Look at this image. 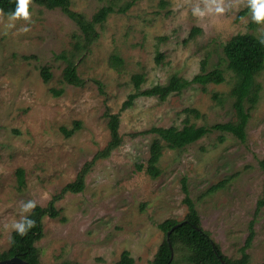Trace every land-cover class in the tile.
<instances>
[{
    "label": "rangeland",
    "instance_id": "374dc122",
    "mask_svg": "<svg viewBox=\"0 0 264 264\" xmlns=\"http://www.w3.org/2000/svg\"><path fill=\"white\" fill-rule=\"evenodd\" d=\"M110 1L71 0V8L90 17ZM191 3L135 0L126 12L111 13L97 24L98 38L81 53L73 48L78 26L60 8L31 4L32 22L19 19L13 28L5 27V14L0 22V251L9 247L13 231L4 225L20 219L22 203L45 205L107 144L106 112H118L130 92L165 84L173 75L191 79L218 68L222 82L192 83L164 99L138 95L120 111V144L91 165L82 190L57 202L58 216L43 218L35 244L43 264H113L123 250L133 264H151L164 237L158 223L181 220L187 212L185 181L201 227L223 253L240 257L252 221L247 264L264 260V204L257 208L264 184V67L256 75V102L245 101L244 138L209 130L182 147H165L157 176L145 169L154 134L142 130L181 126L186 118L198 126L236 120L230 94L234 75L224 46L235 33L259 35L262 27L251 21L246 0L203 19L192 15ZM60 53L76 64L84 84L64 80L67 60ZM113 54L122 59L117 68L109 62ZM42 66L51 74L48 81ZM134 74L144 75L138 89ZM51 88L63 91L54 95ZM68 129L73 130L67 135ZM18 167L24 170L21 186ZM177 264L185 262L177 259Z\"/></svg>",
    "mask_w": 264,
    "mask_h": 264
},
{
    "label": "trees",
    "instance_id": "16d2710c",
    "mask_svg": "<svg viewBox=\"0 0 264 264\" xmlns=\"http://www.w3.org/2000/svg\"><path fill=\"white\" fill-rule=\"evenodd\" d=\"M116 1L118 0H111L108 4L100 6L90 17L72 9L71 0H32L31 4H38L50 9L60 8L66 13L78 26L79 33H74L73 48L81 53V51H87L90 44L98 38L97 24H102L111 13L126 12L135 2V0H128L122 3ZM15 8L16 0H0V9H3L4 14L7 15L14 11ZM195 31L197 29L194 28L191 34ZM224 53L227 68L234 75L230 94L234 97L233 105L236 112V120L214 123L211 126H198L186 118L181 126H151L142 130V133L154 134L149 144V155L145 165L146 171L151 176L155 177L160 172L158 162L165 147L171 149L182 147L185 144L196 141L209 130L229 131L239 138H244V125L248 117L245 101L253 105L258 98L260 83L256 81V75L264 67V44L260 43V34L238 32L228 40L224 46ZM58 56H62L67 60V64L63 68L64 80L73 85L84 84V79L77 72L76 64L72 60L67 59L63 53ZM109 62L112 67L117 68L122 64V59L113 54ZM40 72L43 80L48 81L51 74L47 67L42 66ZM224 79L223 72L218 68H214L208 72L197 73L191 79L173 75L165 84L157 83L141 91L130 92L122 102L118 112H106L108 116L107 126L110 132V139L107 144L83 165L73 181L62 186L45 205L36 204V208L30 214H26L29 215L30 219L35 220V227L30 229L27 235L23 237L12 231L10 234V245L6 250L0 251V259L17 256L26 260L29 264H43L39 259L38 248L35 244L43 232V218L46 216H58L60 209L57 206V202L68 192L82 190L85 185V176L91 169V165L99 157L107 156L111 150L118 147L121 142L119 133L120 111L130 107L138 95L157 96L160 99H164L171 93L180 92L192 83L206 84L209 82H222ZM132 80L134 87L138 89L144 81V75L134 74L132 75ZM51 90L54 95H59L63 91L62 88H51ZM187 110L194 111L193 109ZM72 130H65V134H70ZM260 165L264 171V159L260 161ZM138 167L141 168V164ZM16 176L19 186L24 185L23 168L18 167L16 169ZM182 189L185 193L183 201L187 205V212L181 220L168 217L158 223V227L163 231L164 237L151 260V264H177V259L184 261L185 264H247L248 253L245 249L250 244L253 236L252 221L249 225L250 233L245 244L240 248V257L231 258L223 253L220 245L211 238L208 231L201 227L200 217L196 211L194 201L188 196L185 181H183ZM262 194L263 197L258 200L257 208L264 204V184ZM168 231L170 233L167 238ZM171 252L172 258H170ZM133 263L134 258L129 251L123 250L119 259L113 264ZM258 264H264V260Z\"/></svg>",
    "mask_w": 264,
    "mask_h": 264
},
{
    "label": "clouds",
    "instance_id": "9594fccd",
    "mask_svg": "<svg viewBox=\"0 0 264 264\" xmlns=\"http://www.w3.org/2000/svg\"><path fill=\"white\" fill-rule=\"evenodd\" d=\"M189 2L191 3V0ZM240 2L241 0H196L195 3H191V13L198 19H203L206 16H220ZM31 3L32 0H16L15 10L7 14L8 23L5 27H15V21L19 19L31 23V12L29 10ZM246 6L251 13V21L262 25L258 31L260 33V43L264 44V0H246ZM4 16L3 9H0V22L3 21ZM22 30L27 32L29 28L25 27ZM35 208V200L23 202L20 209V219L14 220L10 225L6 223L4 228L15 231L21 237L27 235L28 231L35 227L36 222L25 214H30Z\"/></svg>",
    "mask_w": 264,
    "mask_h": 264
},
{
    "label": "water",
    "instance_id": "95a60500",
    "mask_svg": "<svg viewBox=\"0 0 264 264\" xmlns=\"http://www.w3.org/2000/svg\"><path fill=\"white\" fill-rule=\"evenodd\" d=\"M170 231L167 232V238L169 236ZM172 252L170 255V258H172ZM0 264H29L26 260L17 257V256H12L9 258H5V259H0Z\"/></svg>",
    "mask_w": 264,
    "mask_h": 264
}]
</instances>
